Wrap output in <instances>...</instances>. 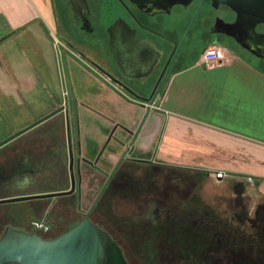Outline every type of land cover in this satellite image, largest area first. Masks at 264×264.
I'll return each mask as SVG.
<instances>
[{"label": "crops", "instance_id": "crops-1", "mask_svg": "<svg viewBox=\"0 0 264 264\" xmlns=\"http://www.w3.org/2000/svg\"><path fill=\"white\" fill-rule=\"evenodd\" d=\"M59 22L54 0H0V96L45 114L63 108L49 119L63 122L86 155L98 154L113 128L136 130L148 113L135 158L202 170L209 180L224 172L218 182L264 194V54L235 46L229 64L209 68L201 55L183 62L149 108L85 60L67 64L71 48L55 46Z\"/></svg>", "mask_w": 264, "mask_h": 264}, {"label": "flooded vegetation", "instance_id": "flooded-vegetation-1", "mask_svg": "<svg viewBox=\"0 0 264 264\" xmlns=\"http://www.w3.org/2000/svg\"><path fill=\"white\" fill-rule=\"evenodd\" d=\"M172 1L86 0L85 4L80 3L79 9L74 8L76 19L80 28L93 35L95 39L89 47L83 46L79 52L76 51L77 55L81 60H85L91 69L97 70L116 89L136 96H139L138 92H150L154 97L144 99V102H151L163 91L173 72L183 62L200 56L209 44H220L229 51L238 46L264 54V24L256 26L255 30L258 34L253 28L254 22L259 18L256 16L264 15L261 9L246 4L241 6L239 12L224 3L214 5L213 0H190L188 3H171ZM70 2L72 5L71 0ZM176 11L180 18L179 23L170 27L165 20L172 19ZM84 20H86V25H84ZM222 20L226 23L235 22V24L229 27ZM117 22L119 23L118 30L111 33L109 28ZM124 22L131 29L126 31L127 27L123 24ZM154 32L162 34L165 38ZM133 34L134 38L141 39L139 44L145 46L149 52L148 55L142 54L138 60L135 59V53L127 43ZM102 36L106 37L104 52L109 69H105L89 57L92 51L101 52L97 43ZM113 38L122 39L123 45L116 48V52L115 49L112 50ZM64 127L61 121H52L51 125L39 124L27 131L26 137L20 135V138L17 137L9 142L23 141L30 147L23 152L18 150L15 154L4 157L0 154V198L70 191L67 194L54 196L55 198H65V202L60 203L62 205L68 203L70 208H74L68 215H65V219H67L65 226L59 224L51 216V209H54L55 206V201L52 200L54 197L29 200L30 204L16 210L8 207L3 211L1 205L4 204H0V227H2L0 237L8 227H11L29 233L37 232L46 239H52L73 228L86 216L96 223L92 213L101 197L106 195L109 199L111 193L116 189L126 188L122 178L120 182L115 181V176L117 173L119 174L123 163L132 161L151 167L156 163L133 156V147L139 135L132 145L131 141L134 136L130 135L125 139L123 137L125 140V144L122 145L124 150L115 167L111 172H108L98 165L101 158L97 163H93L95 157L90 159L88 156H83L80 146L78 149L72 146L71 137L65 135ZM138 128L139 126L136 130ZM65 140L67 143H64ZM80 152L81 156H79ZM83 164L105 177L101 185H96L97 188H100V194L86 213L81 208V188H83L82 183L89 169L87 166L83 167ZM122 172L121 175L125 176V173ZM86 188H95L92 180L91 182L89 180ZM169 193L177 194L178 192L174 190ZM108 203L107 201L106 204ZM168 216V213L160 214V208H156L145 216V220L157 218L166 220L169 218ZM77 217H80L79 221L74 222L73 220ZM40 219L47 226V230L36 228L34 223ZM11 220H16L17 223H13ZM98 225L106 231L108 230L101 223ZM111 236L114 238L112 233Z\"/></svg>", "mask_w": 264, "mask_h": 264}, {"label": "rangeland", "instance_id": "rangeland-1", "mask_svg": "<svg viewBox=\"0 0 264 264\" xmlns=\"http://www.w3.org/2000/svg\"><path fill=\"white\" fill-rule=\"evenodd\" d=\"M54 4L60 20L56 34L63 43H66L71 48L70 51L73 50L76 54H66V60H69L67 61V64L69 63L70 65H73L74 62L79 64L81 63L79 62L81 59H78L76 51L79 52L83 46L89 47L95 38H93V35L80 28L70 0H54ZM179 19V14L176 11L172 19L169 18V20L165 21H167V25L173 27L179 23ZM97 44L100 46L101 52L92 51L89 54V57L105 69H109L108 60L104 52L106 48V37L102 36ZM138 95L142 99H148L151 96V93L148 91H142L138 92ZM42 109V106L40 107V105L33 102L24 105L16 104L13 103L12 98L0 96V142L45 116L46 114ZM50 119L42 124L51 125L52 121H50ZM61 133L63 135V131ZM24 134V137H26V133ZM119 134L120 132L115 135ZM66 135H68L67 126ZM21 137L23 136L21 135ZM65 142L66 140L64 143ZM114 142V140L110 142L107 147L109 150L104 152L98 162V165L108 172H111L115 167L123 151V147L119 144L114 145ZM113 145L114 149L111 150ZM29 147L30 145L26 142L14 141L1 148L0 154L4 157L10 154H15L18 150L23 152V150H26ZM91 148L92 146L90 145V149ZM112 151L117 153V156L114 158L110 157ZM82 155L94 159L92 157L95 156L96 158L98 154L90 152L88 155ZM79 156H81V152ZM131 164L135 167L138 165L137 163H130L129 165ZM85 166H87L89 170L85 174L86 176L82 183L83 188H81V208L84 213L90 209L91 205L100 194V188H97L96 185H101L105 179L102 174L96 170H92L88 165L83 164V167ZM135 167H128L127 169L130 170L131 173L134 171V173L139 176L143 175L139 180L145 181L147 177L148 179H151L154 182V188H151V182L146 183L145 181V184H143L145 185V188H137V190L141 191L140 194L136 193L135 195L129 194L125 196L122 194L123 192H121L115 196L114 193H111L109 199L106 195L104 197L102 196L92 213L93 219L96 220V224L101 223L108 229V232L112 233L114 239L119 243L134 264H147L149 254L156 252L159 253L160 251L156 247L155 239L157 240V237L160 238L161 233H146L150 230V227V231H152L153 226L160 229L165 225L162 224L164 220L159 218L145 220V216L156 210V208H160V214L168 213V217L172 215L176 219L197 230L201 229L202 231H206L211 223H214V228H216L219 223L220 226H223L222 229H224V224L226 223L227 229H224V231H227L226 237L232 241V244L236 243L234 241L239 240L245 226H249L247 234L254 233L255 235L256 230L254 232L252 224L254 223L256 225V223H258V219H256L258 214L257 210L259 209V204L264 202L263 193L257 192L253 189L235 188V186L227 180L218 182L215 176L214 178L216 179L210 178L209 180V177L196 171L166 168L163 173H157L155 179L152 176L144 177V174H151L150 170H147L150 169V166L144 167L138 165L137 168ZM121 168L123 169V165ZM121 172L122 170H120V173ZM93 177L94 179H92ZM89 180L90 182L91 180L93 181L95 188H86L89 184ZM190 182L191 184H189ZM156 186H161L162 189L164 188V193L167 195L169 194V197L172 196L175 199L176 204H172V198L169 199L164 196L162 198L159 193L158 195L153 194L160 189L156 188ZM174 190L178 193L181 192V194L177 193L170 195L169 192ZM52 200L55 201V206L54 209H51V216L59 224L61 223L62 226H65L67 221L65 215H68V213L74 208H70L68 203L66 205L61 204L65 202V198L54 197ZM105 201H108L109 203L106 204ZM28 204H30V201H21L4 204L1 205V207H3V211L8 207L16 210ZM44 212L41 213L44 214ZM41 217H43V215H41ZM79 219L80 217H77L73 221L77 222ZM241 220L242 226H240L239 223ZM40 221L42 220L40 219ZM11 222L17 223L16 220H11ZM1 229L2 227H0V230ZM111 233L109 234L111 235ZM144 233L146 234L145 236ZM161 246L163 249L167 248L164 243L161 244Z\"/></svg>", "mask_w": 264, "mask_h": 264}, {"label": "water", "instance_id": "water-1", "mask_svg": "<svg viewBox=\"0 0 264 264\" xmlns=\"http://www.w3.org/2000/svg\"><path fill=\"white\" fill-rule=\"evenodd\" d=\"M71 1L75 9H79L78 5L80 3H86V0ZM189 1L190 0H173L171 3H188ZM213 1L214 5L224 3L230 6L234 11L239 12L241 11V6L251 4L257 7L259 10L261 9L264 13V0ZM256 17L259 18L258 21H255L253 24L254 30L257 25L264 24V15ZM222 22H224V20H222ZM224 23L229 27H232L235 24V22ZM118 24L119 23L117 22L114 26L109 28L111 33L118 30ZM123 24H125V26L127 27L126 31H128V29H131L130 26L127 25V23L124 22ZM84 25H86V20H84ZM255 32L258 34L256 30ZM154 33L159 35L160 37L165 38L158 32ZM146 40L149 41V39ZM140 41L141 39L134 38V34L131 35V38L129 40H127V43L130 49H132V52L135 53V59L137 60L142 57V54H149V52L146 50V47L139 44ZM122 45V39H112L113 51L115 49L116 52V48L122 47ZM62 109L63 108L54 110L46 114L39 120L22 128L18 132L8 136L6 139L0 142V147L6 145L20 135L38 126L45 120L53 117L58 112L62 111ZM147 115L148 113H146V115L142 119L136 132L134 129L126 127L123 128L121 135H115V130L117 127L113 128L93 163H97L99 161L111 140H114L122 146L125 144L124 139L129 137L130 135H133L134 138L131 141V145L134 144L145 123ZM66 122H68L67 119ZM69 148L71 150L70 142ZM67 193H70V191L3 197L0 198V204L43 199ZM0 264H130V262L127 260L125 253L119 243L105 229L91 221L89 217L86 216L73 228L63 232L62 234L52 239H46L37 232L29 233L23 230L8 227L0 237Z\"/></svg>", "mask_w": 264, "mask_h": 264}, {"label": "trees", "instance_id": "trees-1", "mask_svg": "<svg viewBox=\"0 0 264 264\" xmlns=\"http://www.w3.org/2000/svg\"><path fill=\"white\" fill-rule=\"evenodd\" d=\"M130 163L141 165L138 162L132 161L123 163V169L120 168V170L125 173V176H122L119 171V174L117 173L115 176V181L117 180L120 182L122 178L124 180V187L126 188H120L119 190L114 189L115 191H113V193L115 196L121 192H123L122 194L125 196L129 194L135 195L136 193L140 194L141 191L137 190V188H145V185H143L145 181L146 183L151 182V188H154V182L148 179L147 176H152L156 179V174L163 173L166 168L187 170L154 163V166H150V169H147L150 170L151 174H144V177H147V179L142 181L139 180V178L143 175L139 176L135 174L134 171L131 173V171L127 169L128 167H135L132 164L129 165ZM137 166L135 168H137ZM142 166L145 167L147 165ZM196 172L204 175L206 174L202 170ZM156 188L160 189L153 194L158 195L159 193L161 197L172 198V204H176L172 196L169 197V194L167 195L164 193V188L162 189L161 186H156ZM257 213L256 219H258V223H256V225L254 223V225L252 224L254 232L256 230L255 235L254 233L247 234L249 226H245L239 240H233L236 242L235 244H232V241L226 237L227 231H224V229H227L226 223L224 224V229H222L223 226H220L219 223L216 228H214V223H211L209 224L210 226L207 227L208 230L202 231L201 229H194L171 215L162 223L165 224L164 227L158 229L156 226H153L152 231H150L151 227L149 226L150 230L146 232L147 234H153V232L154 234L155 232H158V234L161 233L160 238L157 237V240L155 239L156 247L160 251L159 253L149 254L147 264H264V202L259 204ZM239 223L240 226H242V220ZM145 235L144 233V236ZM163 243L167 247L166 249L162 248L161 244ZM125 256L130 264H134L126 253Z\"/></svg>", "mask_w": 264, "mask_h": 264}, {"label": "built area", "instance_id": "built-area-1", "mask_svg": "<svg viewBox=\"0 0 264 264\" xmlns=\"http://www.w3.org/2000/svg\"><path fill=\"white\" fill-rule=\"evenodd\" d=\"M55 46L57 47L59 52H61L62 47H66L63 41H61L58 37L56 38ZM71 52L75 54L73 50H71ZM200 60L207 67L215 68L224 64L231 63L233 60V54L225 46H222L220 44H212L204 49L201 54ZM144 105L149 108L154 107L155 99L151 102H144ZM225 176L226 175L224 172L216 173L217 178H224ZM249 180L251 181V178H249ZM34 224L38 229L47 230V226L41 221H36Z\"/></svg>", "mask_w": 264, "mask_h": 264}]
</instances>
